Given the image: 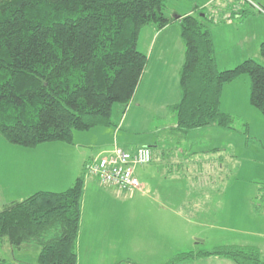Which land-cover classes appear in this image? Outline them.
<instances>
[{
  "label": "trees",
  "instance_id": "1",
  "mask_svg": "<svg viewBox=\"0 0 264 264\" xmlns=\"http://www.w3.org/2000/svg\"><path fill=\"white\" fill-rule=\"evenodd\" d=\"M167 2L0 0V136L34 149L55 142L73 145L76 132L117 129L114 106L126 113L148 63L138 49L141 31L162 30L174 21L166 15ZM196 12L179 20L186 48L182 96L170 108L175 131L185 136L211 126L234 129L237 118L221 110V96L225 85L242 75L250 78L251 105L264 116V66L249 59L219 71L211 32L215 13ZM259 55L264 59V42ZM90 164L64 192H37L5 205L0 242L7 239L14 249L37 245L38 264H78ZM208 257L262 264L260 249L250 246L180 253L166 264ZM0 264L7 262L0 258Z\"/></svg>",
  "mask_w": 264,
  "mask_h": 264
},
{
  "label": "crops",
  "instance_id": "2",
  "mask_svg": "<svg viewBox=\"0 0 264 264\" xmlns=\"http://www.w3.org/2000/svg\"><path fill=\"white\" fill-rule=\"evenodd\" d=\"M214 1L168 0L166 15L174 21L162 30H157L153 26L143 28L138 49L148 57L147 67L126 114L121 120H113L118 125L117 129L96 128L89 132H76L73 145L64 143L56 145L62 149H68L71 146L72 149L68 155H57L59 151L52 154L53 150H41L48 148V145L44 144L45 146H38L31 149L32 151L24 148L25 154L41 150L45 154L42 157L22 160L13 156L0 157V208L12 202L24 200L37 192L66 191L83 173L87 163L95 162L103 152L111 150L115 143L130 152L147 146L152 148L154 158L149 165L136 168L135 176L140 181L142 189L131 195L120 192L114 187L104 188L99 185L96 178L86 176L81 234L77 248L78 264L122 263L124 260L119 261L117 257L121 248L129 249L128 245L123 244V240L126 239L123 236L126 228L132 229L133 254L147 263L164 260L161 264H166L177 254L203 251L198 249V241H196L201 239L198 237H203L200 236L199 229L216 226L212 218L209 219L212 221L211 224H207L206 212H216V206L221 205L222 197L229 200L235 195V191L229 189L234 184L233 187L236 186L238 170L242 166L237 152L232 150L233 147L236 149L234 138H238L239 132L235 128L231 130L219 128L226 133L232 132L224 146L197 148L194 147L197 143H194L186 151V147L183 148L182 145L185 135L175 131L177 120L170 108L179 104L182 96L179 76L184 64L186 48L181 36L179 20ZM253 1L257 5H264V0ZM237 3L238 1L232 4L229 9L231 11H226L231 15L230 21H227L226 15H221V11L219 14L222 18L217 17L211 29L219 71H225L220 66L229 70L246 60L260 57V45L264 42V13H260L255 6L248 3L250 7L246 9V13L240 16L241 18H237L234 9ZM219 41L224 42L225 45L229 43L230 48L225 52L223 49L219 50ZM219 51L222 52V61H220ZM242 52L246 54L239 56ZM243 76L223 88L221 110L243 123L242 134L246 138L245 152L250 151L254 145L264 151V119L256 116V112L259 113V111L250 103V78L248 76L246 79ZM241 77L244 78L243 83L246 85V87L243 86L244 94L238 87ZM228 86L234 87H229L233 89L225 93ZM231 90H234V93H231L233 92ZM240 96L243 97L241 106L239 105ZM120 109L123 113L121 107ZM161 117L166 119L161 120ZM130 122L136 126L142 122L147 124V127L153 125V137L149 139V143L137 144L135 139L125 135L133 132L129 128ZM215 131L218 135L222 132L217 129ZM163 132L164 141L162 142L159 141V135ZM190 134L186 136L189 137ZM250 136L253 140L251 143ZM78 138H84L86 141L79 142ZM3 140L0 139V143L4 144ZM173 140L177 141V145L173 143ZM213 151L220 152L214 157L210 155ZM198 164H201L205 174V176L201 174L204 181L202 186L193 184L194 179H192L194 176L191 171ZM21 169L24 171L22 175H19ZM233 175H235L234 178ZM179 181L182 184L176 183ZM221 182L229 188H222ZM25 184L29 187L24 188L22 185ZM246 200L247 206H245L248 210L249 205V210L252 212L260 202L264 204V186L256 192H251ZM126 201H133V204ZM1 202H3L2 205ZM100 204L114 206V214L106 215L104 208L99 210ZM256 209L263 211L264 205ZM126 219L132 227L124 228ZM201 262L203 264H234L218 257L181 264H202Z\"/></svg>",
  "mask_w": 264,
  "mask_h": 264
},
{
  "label": "rangeland",
  "instance_id": "3",
  "mask_svg": "<svg viewBox=\"0 0 264 264\" xmlns=\"http://www.w3.org/2000/svg\"><path fill=\"white\" fill-rule=\"evenodd\" d=\"M202 1H204V0H202ZM236 1H238L237 4L241 6L240 10L242 12H246V9L248 7H250L248 5V3L242 2V0H215L213 3H211L205 7H201V8L205 9L206 12H208V13H210V12L220 13L222 11L221 15L222 14L226 15L227 21H230V19H228L229 12L226 13V11H231L229 9L233 3L234 4L236 3ZM251 1L255 4L256 9L260 13H264V5L259 4V2H257L259 5H261V7H262L261 8L253 0H251ZM238 5H236L235 8ZM223 12H225V13H223ZM196 13H198V12H196ZM221 15L218 14L217 16L222 18ZM214 16H216V15H214ZM236 17L239 18L240 16H236ZM229 48H230L229 43H227V45H225L224 42L219 41V50L223 49L225 52V50H227ZM245 54L246 53L242 52L239 54V56H244ZM219 55H220V61H222V59H221V58H223L222 52L219 51ZM233 55H234V53H233ZM256 59L260 64H262L264 66V59L263 58L258 57ZM220 68L222 70H226V69H224L226 67L220 66ZM243 77H246V79L248 78V76H245V75ZM243 77L240 78V80H239L240 84L238 86L239 90L241 91L242 94H244V90H245L244 87H246V85L243 83L244 82ZM230 85H234V84H230ZM248 85H249V81H248ZM229 87H234V86H228V88H226V90L224 91L225 93L229 92L230 89H233V88H229ZM231 91H233L231 93H234V90H231ZM247 91H248V89H247ZM242 103H243V97L240 96L239 105L241 106ZM255 112H256V110H255ZM256 113H257L256 116L259 119H264V116L260 112H259L260 114L258 112H256ZM244 114H246V113H244ZM123 115H124V112L122 113L120 106H118V104H116L114 106L113 120H115V119L117 121L119 119L121 120ZM244 116H246V115H244ZM164 119H166V117H161V120H164ZM152 127H153V125L151 127H147V124H145L144 122L137 124V126L130 122L129 128L133 131L131 134H134V135H132V136H131V134H125V135H127L129 138L135 139V142L137 144H145L146 142L149 143V139L151 137H153ZM243 127H244L243 123L237 118V120L234 124V128L236 129V131L238 130L239 134H237V135H239V136H238V138H234V143L236 145V149H235V147H233L232 150H234L235 153L237 152V156L240 158L239 161H240V163H242V166L239 167V170H238L236 186L233 187L235 185L234 184V185H232V188L229 189V190L235 191V195L230 197L229 200H228V198L226 200L224 197H222L221 198L222 199L221 205L216 206V209H217L216 212H206L205 216L207 219V221H206L207 224H211V222L213 221L214 223H216V226L211 227V228L208 226L204 229L200 228L198 232H199L200 236H203V237H198L201 239H197L196 241H198L197 242L198 243V249L203 250V251H212L216 248L224 247V246L257 247L261 251L262 264H264V210L262 211V210L256 209V208H259V206L264 205V204L262 202H260V204H258L257 207H255V208L253 207L254 208L253 212H252V210L251 211L249 210V205H248V210L246 208V206H247L246 198H248L250 196L251 192H256L264 186V151L261 148H259V146L254 145L252 143V145H254L252 147V149L250 151L248 150L247 152H245L244 141L246 138L242 134L244 132ZM215 129H217L220 132L222 131L221 134L218 135L217 134L218 132L215 131ZM225 133L226 132H223V130H221L217 127H214V126L204 128V129H200V130H196L194 132H191L189 137L185 136L183 138L182 145L184 146L183 148L186 147V151H188L190 149L191 145L194 143H197V146H194L197 148L198 147H205V148L211 147V148H213L214 146H218V145L224 146L229 141L230 135H231L230 133H232V132L228 131L226 134ZM260 134H262V133H260ZM163 136H164V132L160 133L159 141H162V142L164 141ZM162 137H163V139H162ZM0 139H3V138L0 136ZM77 140L79 142H81L82 140L86 141V139H84V138L83 139L78 138ZM3 141H4L3 142L4 144L0 143V157H7V156L11 157V156H13L14 158L18 157L17 159H19V160L27 159L30 157H42L45 154L43 152H41V150H46V151L47 150H49V151L53 150V151H51L52 154H56V152L59 151V153H57V155H60V154L68 155L72 149V148H70L71 146H69L68 149L67 148L62 149V147H57L56 145L62 144V143L55 142V143H46L45 145H48V148H42L38 152H29L28 154H25L24 151H26V149H24L23 147L15 146V145H12L10 143L8 144V142H6V140H3ZM251 141H253V140H252V137L250 136L249 142L251 143ZM176 142H175V140H173V143L176 144ZM7 147H8V149H7ZM9 147H11V148H9ZM142 147H144V146H142ZM9 149H11V150H9ZM30 150L31 149H29V151ZM107 152H109V151L103 152L101 154V156L106 155ZM219 152L220 151H217V152L213 151V153H211L210 155L215 157L219 154ZM195 156H199V155L195 154ZM175 170H177L176 167H175ZM23 171H24V169H21L19 175H22ZM191 172L194 176V177H192V179H194L193 184H196L197 186H202L203 182H204V181H202V175L205 176V174H204L203 170L201 169V164H198L196 166V168H194V170H192ZM163 173H164V171H163ZM234 176L235 175H233V178H234ZM176 183L182 184V182H180V181L176 182ZM99 185L102 186L100 183H99ZM22 186L24 188L29 187L28 184H25ZM220 186L222 188H229L228 185H225L223 182L220 183ZM102 187L110 188V187H105V186H102ZM123 193H128V192H123ZM131 194L132 193H130L129 195H131ZM3 201H4V199H3ZM126 202L133 204V201H126ZM2 203L3 202H1V205H2ZM101 208H104L103 209L104 213L108 216L110 215V213L112 215L114 214L115 207L112 205L100 204L99 210ZM0 210H2V208H0ZM129 215H130V213H129ZM210 218H212V221L209 220ZM125 227H128V228L132 227V224L128 223L127 219L124 223V228ZM108 228L111 230L110 226H108ZM122 233H123V231H122ZM133 233L135 234L134 227H133ZM123 236L126 238L125 240H123V244L128 245L129 249H127V248H123V249L121 248L120 249L119 256L117 258L119 259V261L120 260H124V261L122 263H119V264H161L164 261V260H162V261H155V263H147L145 260H142L139 257L135 256L133 254L134 251L131 248V247H133V245L131 244L132 229L126 228L125 232L123 233ZM201 242H203V243H201ZM39 254H40V248L37 245H25L21 249H17V248L14 249L10 245V243L8 242L7 239H4L3 241L0 242V258L6 260L7 264H38ZM201 263L203 264V262H201ZM209 263H212V262H209Z\"/></svg>",
  "mask_w": 264,
  "mask_h": 264
},
{
  "label": "built area",
  "instance_id": "4",
  "mask_svg": "<svg viewBox=\"0 0 264 264\" xmlns=\"http://www.w3.org/2000/svg\"><path fill=\"white\" fill-rule=\"evenodd\" d=\"M244 1L251 3L250 0ZM153 158L151 147L144 146L130 152L115 143L106 155L89 165V173L102 186L133 193L142 189L140 181L135 176L136 168L149 165Z\"/></svg>",
  "mask_w": 264,
  "mask_h": 264
}]
</instances>
